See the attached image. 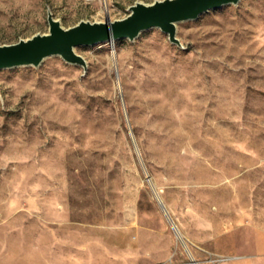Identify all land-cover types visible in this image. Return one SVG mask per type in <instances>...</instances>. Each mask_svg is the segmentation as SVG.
I'll list each match as a JSON object with an SVG mask.
<instances>
[{"label": "rangeland", "instance_id": "1", "mask_svg": "<svg viewBox=\"0 0 264 264\" xmlns=\"http://www.w3.org/2000/svg\"><path fill=\"white\" fill-rule=\"evenodd\" d=\"M158 0H0V45ZM0 69V264H264V0Z\"/></svg>", "mask_w": 264, "mask_h": 264}, {"label": "water", "instance_id": "2", "mask_svg": "<svg viewBox=\"0 0 264 264\" xmlns=\"http://www.w3.org/2000/svg\"><path fill=\"white\" fill-rule=\"evenodd\" d=\"M240 0H158L150 4L137 2L129 7L126 17L114 21H80L69 28L49 18L48 33H39L10 45H0V69L34 65L49 56L60 55L66 62L86 67V61L75 51L77 46L111 42L115 39H135L149 28H160L172 43L180 44L175 24L196 19L203 12Z\"/></svg>", "mask_w": 264, "mask_h": 264}, {"label": "bare ground", "instance_id": "3", "mask_svg": "<svg viewBox=\"0 0 264 264\" xmlns=\"http://www.w3.org/2000/svg\"><path fill=\"white\" fill-rule=\"evenodd\" d=\"M67 1L70 2V3H74L77 0H67Z\"/></svg>", "mask_w": 264, "mask_h": 264}]
</instances>
